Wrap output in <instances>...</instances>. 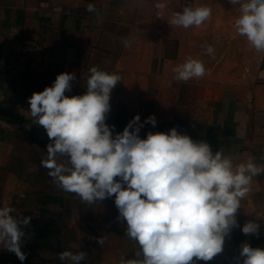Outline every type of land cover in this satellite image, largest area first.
<instances>
[{"label": "crops", "instance_id": "crops-1", "mask_svg": "<svg viewBox=\"0 0 264 264\" xmlns=\"http://www.w3.org/2000/svg\"><path fill=\"white\" fill-rule=\"evenodd\" d=\"M158 2L168 6L157 9ZM184 2L0 0V166L10 169L0 207L8 205L9 182L24 176L18 162L38 163L46 155L49 139L42 126L31 123L28 98L51 86L62 72L77 77L66 95L83 94L92 67L122 77L111 92L107 118L129 122L139 114L143 122L155 116L156 126L145 124L142 138L149 131L167 132L175 127L194 141L208 142L214 152L223 149L235 163L254 157L264 165V52L241 75L220 68V57L200 52L195 26L185 29L170 24L172 13L181 11ZM89 4L95 12L87 11ZM125 39L130 48L124 46ZM188 57L202 61L210 71L199 79L177 81L173 69ZM23 140L34 152L30 156L18 151ZM43 191L35 192L41 195ZM57 195L62 201L45 202L39 196L36 202L41 209L53 204L67 209L73 199L88 210L79 218V235H85L86 251L94 254L97 264H119L122 256L133 257L137 244L126 236V223L117 220L114 197L90 205L73 193ZM238 210L242 216L259 219V236H246L240 225L226 238L221 254L197 264H236L234 258L245 241L264 248V173L253 178ZM100 237L103 245L97 243ZM6 252L0 250V264H7L3 262Z\"/></svg>", "mask_w": 264, "mask_h": 264}, {"label": "clouds", "instance_id": "clouds-1", "mask_svg": "<svg viewBox=\"0 0 264 264\" xmlns=\"http://www.w3.org/2000/svg\"><path fill=\"white\" fill-rule=\"evenodd\" d=\"M238 15L236 33L246 38L257 52H264V0H228ZM164 2L155 4L163 10ZM87 11L95 12L89 4ZM212 17L207 5H187L174 11L170 24L200 27ZM124 46L130 48L125 39ZM214 54L211 45L206 47ZM173 71L175 79L187 82L208 73L204 63L188 57ZM83 94L72 92L75 73L58 74L51 86L28 98L31 123L42 126L49 143L41 161L56 186L76 194L84 203L95 205L113 198L117 220L126 223V236L137 244L132 258L119 264H197L208 262L224 251L226 238L240 228L237 212L248 196L254 177L264 165L254 157L235 163L223 149L212 150L204 140L194 141L173 127L167 132L149 131L141 138L145 124L156 126L150 115L143 122L139 114L122 132L106 123L111 111V92L122 77L97 67L89 69ZM31 125H29L30 127ZM15 209L0 207V249L14 253L20 261L24 229L31 217L13 215ZM261 224L248 220L243 234L259 236ZM103 245L105 240H97ZM86 252L64 250V264H81ZM236 264H264V248L247 241L239 246Z\"/></svg>", "mask_w": 264, "mask_h": 264}, {"label": "rangeland", "instance_id": "rangeland-1", "mask_svg": "<svg viewBox=\"0 0 264 264\" xmlns=\"http://www.w3.org/2000/svg\"><path fill=\"white\" fill-rule=\"evenodd\" d=\"M187 5H207L212 8L211 19L200 27H196L199 31L198 37L201 42L200 52L207 54L205 49L208 45H211L214 49V54L212 55L222 59L219 63L220 68L230 70L231 73L236 75L248 72L259 58L261 52H257L248 44L246 38L236 33L234 22L238 12L235 7L230 5L228 0H185L184 7ZM18 151L28 156L34 153L25 140L18 146ZM43 159L44 157H41V161ZM17 167L21 169L20 172L24 176L13 178L9 182L11 192L10 195L5 197L7 198L8 206L15 209L13 215L32 218L26 229L32 228L35 221L58 225L61 229L62 237L61 252L64 250L73 252L84 251L87 255L85 261H82L81 264H97L98 260L94 254H89L86 251L89 242L86 241L85 235H79V228L81 229L79 218L82 214L87 213L88 210L73 201V199L72 202H67V209L57 207V204H53L54 206L48 210L41 209L36 202L37 197L40 196L43 199V194L46 192L57 195L63 193V191L56 186L53 179L48 175V169L43 167L40 162L24 160L18 162ZM9 170V167L0 166V205H2L4 200V187L8 179H10L8 176ZM37 190H44L45 192L43 191L41 195H37L35 192ZM26 229H24L26 237L22 245V251L27 254V258L22 262L16 258L14 253L6 250L7 256L3 258V262L6 261L7 264H64L59 259L61 252L38 248L41 251V254H38L40 257L34 255L33 240L30 237L32 233Z\"/></svg>", "mask_w": 264, "mask_h": 264}, {"label": "trees", "instance_id": "trees-1", "mask_svg": "<svg viewBox=\"0 0 264 264\" xmlns=\"http://www.w3.org/2000/svg\"><path fill=\"white\" fill-rule=\"evenodd\" d=\"M43 200L45 202L57 203L62 201V197L51 193H44ZM26 230L32 233L30 237L33 240L34 255L40 257L35 251L38 248L61 252V229L58 225L35 221L34 226L32 228H27Z\"/></svg>", "mask_w": 264, "mask_h": 264}, {"label": "water", "instance_id": "water-1", "mask_svg": "<svg viewBox=\"0 0 264 264\" xmlns=\"http://www.w3.org/2000/svg\"><path fill=\"white\" fill-rule=\"evenodd\" d=\"M134 114H136V111L134 112ZM132 119H133V117H132ZM106 123L109 124L110 126L114 125L115 126V132H122L123 129L125 128V126L128 124V121H125L123 119H121V120H117V119L116 120H111V119L107 118ZM140 136H141V138L145 136L143 129H141V131H140ZM237 219H238L239 225H241V226H243V224L245 222H247L248 220H254L257 223H258V220H259L256 217L248 218L246 216H242L239 213V210L237 212Z\"/></svg>", "mask_w": 264, "mask_h": 264}, {"label": "built area", "instance_id": "built-area-1", "mask_svg": "<svg viewBox=\"0 0 264 264\" xmlns=\"http://www.w3.org/2000/svg\"><path fill=\"white\" fill-rule=\"evenodd\" d=\"M254 247H260V246H258V245H254Z\"/></svg>", "mask_w": 264, "mask_h": 264}]
</instances>
